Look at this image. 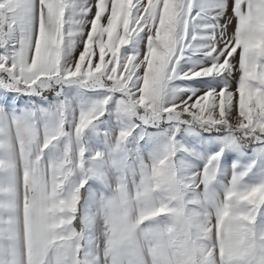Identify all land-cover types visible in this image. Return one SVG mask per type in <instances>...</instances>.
Instances as JSON below:
<instances>
[{"label": "snow or ice", "instance_id": "1", "mask_svg": "<svg viewBox=\"0 0 264 264\" xmlns=\"http://www.w3.org/2000/svg\"><path fill=\"white\" fill-rule=\"evenodd\" d=\"M0 264H264V0H0Z\"/></svg>", "mask_w": 264, "mask_h": 264}, {"label": "rangeland", "instance_id": "2", "mask_svg": "<svg viewBox=\"0 0 264 264\" xmlns=\"http://www.w3.org/2000/svg\"><path fill=\"white\" fill-rule=\"evenodd\" d=\"M230 31H231V29H230Z\"/></svg>", "mask_w": 264, "mask_h": 264}]
</instances>
